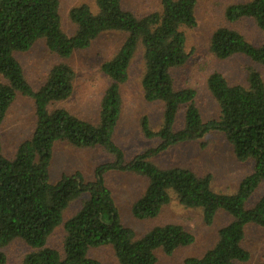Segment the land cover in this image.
Segmentation results:
<instances>
[{
  "label": "trees",
  "instance_id": "trees-1",
  "mask_svg": "<svg viewBox=\"0 0 264 264\" xmlns=\"http://www.w3.org/2000/svg\"><path fill=\"white\" fill-rule=\"evenodd\" d=\"M195 4L196 0H161V10L138 17L122 7V0H95V12L81 3L69 10L76 29L67 35L61 29L59 0H0V125L16 93L33 99L36 117L31 136L18 145L12 157L3 155L0 143V247L14 239L24 241L32 248L24 256V264H100L88 256V250L101 245L112 246L118 264H155L157 250L170 255L192 243L193 235L177 223L155 226L137 238L120 222L105 175L126 172L148 180L131 207L137 219L158 216L172 194L185 207H200L207 224L218 211L231 216L218 230L214 245L202 256L186 258L184 264H243L249 259L242 246L245 228L248 224L264 227V82L253 68L248 69L247 85H230L221 73H210L206 83L219 114L206 121L195 104V90L174 88L170 72L188 58L183 28L196 26ZM245 17L264 31V0L231 3L224 9L228 22ZM105 31L126 35L116 53L101 64L110 83L101 97L97 122L84 120L65 108L50 109L51 104L71 95L74 71L66 63H58L51 67L44 84L33 90L14 53L26 51L43 39L51 52L67 58ZM138 45L143 48V97L149 102H163L162 122L154 131L148 118H141L143 135L157 137L159 142L125 160L113 134L121 112L120 84L128 78ZM210 50L218 58L241 54L264 66V43L255 45L227 26L213 31ZM180 110L183 116L177 128ZM211 131L225 136L238 161L254 163L234 193L214 191L209 175L198 176L180 166L160 168L149 160L172 145L196 140ZM57 141L78 148L99 147L113 159L98 164L91 180L77 171L64 173L51 183L49 165ZM260 187L263 190L258 200L247 206ZM83 194L87 197L80 208L63 223L61 251L48 246L47 239L61 223L63 210ZM5 261L0 251V264Z\"/></svg>",
  "mask_w": 264,
  "mask_h": 264
},
{
  "label": "rangeland",
  "instance_id": "rangeland-1",
  "mask_svg": "<svg viewBox=\"0 0 264 264\" xmlns=\"http://www.w3.org/2000/svg\"><path fill=\"white\" fill-rule=\"evenodd\" d=\"M247 0H196V26L183 28L185 32L186 62L171 69L175 89L192 88L195 90V104L203 120L216 118L219 114L217 102L207 87V77L217 71L230 85H247L246 76L249 68L260 72L264 82V66L252 62L246 56L234 54L227 58H218L210 50V37L220 26H227L240 32L249 42L259 45L264 43V31L260 30L252 18H241L228 22L224 18V9L228 4ZM81 3H86L96 11L95 0H59L61 29L72 35L76 29L69 18V10ZM122 7L136 16H144L161 10V0H122ZM126 33L105 31L99 34L84 49L74 50L67 58L51 52L43 39L37 40L28 50L15 52L24 76L33 90L44 84L52 66L66 63L74 71L73 91L60 102L53 103L50 109L61 107L78 117L97 122L101 97L110 83L102 72L101 64L112 57L121 45ZM143 48L137 46L130 62L128 78L120 84L121 112L113 134L114 142L122 149L125 160L158 144L157 137L147 138L140 128V120L147 117L152 130L157 131L162 122L163 102L146 101L143 97L141 77L144 72ZM1 79V78H0ZM183 110L178 113L177 128L181 126ZM34 101L28 96L16 93L0 125V143L2 153L12 157L18 145L28 139L35 127ZM112 155L97 147L78 148L66 141L54 143L49 165V179L55 183L62 174L80 172L85 180L94 176V168L101 163L111 161ZM157 167L169 168L180 166L188 168L198 176H210L211 188L219 193H234L243 177L253 170V161L240 162L236 159L232 146L221 132L211 131L202 137L184 141L168 147L149 159ZM107 187L117 207L120 222L131 228L137 238L143 236L155 226L177 223L190 232L192 243L176 248L170 255L157 250L155 264H184L188 257L202 256L217 240L218 230L231 220V216L218 211L212 221L204 222L202 209L181 205L174 194L171 201L163 207L155 218L137 219L132 215L133 203L144 192L148 180L146 177L126 173L108 172L105 175ZM258 188L248 199L247 206H253L262 194ZM87 194L72 200L63 210L62 221L47 239V245L61 251L64 236L63 223L81 206ZM242 246L249 252V259L243 264L264 262V227L248 224ZM6 257L5 264H24V256L32 251L21 239H14L0 247ZM88 256L100 264H118L114 250L110 245L92 247Z\"/></svg>",
  "mask_w": 264,
  "mask_h": 264
}]
</instances>
